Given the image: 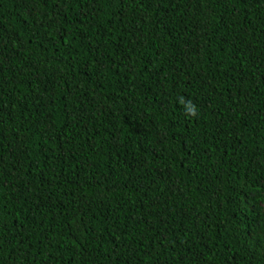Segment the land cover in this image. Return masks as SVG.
I'll return each mask as SVG.
<instances>
[{"label": "trees", "instance_id": "16d2710c", "mask_svg": "<svg viewBox=\"0 0 264 264\" xmlns=\"http://www.w3.org/2000/svg\"><path fill=\"white\" fill-rule=\"evenodd\" d=\"M0 264H264V0H0Z\"/></svg>", "mask_w": 264, "mask_h": 264}]
</instances>
